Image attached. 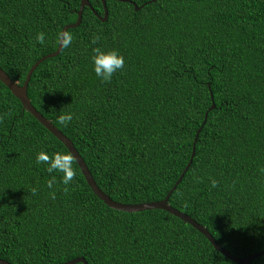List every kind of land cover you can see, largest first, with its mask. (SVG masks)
<instances>
[{
  "label": "trees",
  "instance_id": "1",
  "mask_svg": "<svg viewBox=\"0 0 264 264\" xmlns=\"http://www.w3.org/2000/svg\"><path fill=\"white\" fill-rule=\"evenodd\" d=\"M87 1L103 15L101 0ZM129 1L143 7L106 0V22L83 9L79 26L67 30L72 45L33 71L31 105L72 142L105 195L135 205L167 196L213 102L168 204L234 257L264 251V0ZM80 2L0 0V68L12 81L21 86L32 65L57 50ZM94 47L125 57L110 82L92 71ZM64 112L73 114L67 126L58 121ZM40 151L68 150L0 82L1 260L235 264L166 211L110 209L77 164L67 191L59 175L48 189L50 174L35 163ZM249 264H264V256Z\"/></svg>",
  "mask_w": 264,
  "mask_h": 264
},
{
  "label": "water",
  "instance_id": "2",
  "mask_svg": "<svg viewBox=\"0 0 264 264\" xmlns=\"http://www.w3.org/2000/svg\"><path fill=\"white\" fill-rule=\"evenodd\" d=\"M113 1H121V2H125V3H130L133 5L135 11H138L143 7V5L140 7H137L135 3H133L129 0H113ZM101 3H102V8H103V15L99 16L94 11V9L91 7V5L89 4V2L87 0H81L79 10L77 11L76 22L73 24H70V25H66L65 27H63L62 31H67L68 29H73V28H76L77 26H79V24L81 23V19H82V12H83V9L85 7L89 8L90 11H92V13L101 22H106L107 18H108V12H107V8H106V0H101ZM61 50H62V48L60 47L59 42H58V47H57V50L55 52L50 53V54L42 57L41 59H39L37 62H35L32 65V67L29 69V71L26 75L24 83L21 86L18 85L16 82L12 81L1 68H0V82L4 86L7 87V89L13 94V96L15 98H17L20 101L23 109L26 112H28L32 117H34V119H36L49 133H51L56 139H58L67 148L68 151L72 152V154L76 157L77 166L79 167L87 185L89 186V188L91 189L93 194L99 200H101L107 207H109L110 209L116 210V211L127 212V213H137V212H142V211H147V210H163V211H166L169 214L179 218L184 223L193 227L196 231H198L200 234H202L208 240V242L212 245V247L214 248V250L216 252L222 254L224 257H226L228 260L232 261L235 264H249L253 260H255L256 258L264 256V251H262V252H258V253H255L253 255H250L248 257H245V258L234 257L232 254H230L228 251H226L220 245H218V243L214 240V238L210 235V233L207 231L206 228H204L203 226H201L200 224L195 222L190 216L172 208L168 204V199H169L170 195L176 189L177 185L180 183L184 174L187 172V170L189 169V167L192 163L193 157L195 155V145L197 142L198 135L201 131V128L205 124V121L207 119V113L215 108L214 103L211 102V107L205 113L203 123H202L201 127L196 132V135H195V138L193 141V145H192L191 157L189 159L188 164L186 165L185 169L183 170V172L179 176L178 180L176 181V183L173 185V187L171 188V190L168 192L167 196L163 200L157 201V202H151V203L135 204V205H126V204L114 202L113 200H111L107 195H105L97 187V185L94 182V179L92 178L87 166L85 165L84 161L80 157L79 153L74 148L72 142L66 136H64L59 130H57V128L54 127L50 121L45 119L31 105L30 100L28 99L27 87H28V83H29V80L31 78L33 71L44 60L57 56L61 52ZM211 100H212V96H211ZM77 263L88 264L85 261V259H83L82 257L70 260V261L65 262L63 264H77ZM0 264H10V263L0 259Z\"/></svg>",
  "mask_w": 264,
  "mask_h": 264
},
{
  "label": "clouds",
  "instance_id": "3",
  "mask_svg": "<svg viewBox=\"0 0 264 264\" xmlns=\"http://www.w3.org/2000/svg\"><path fill=\"white\" fill-rule=\"evenodd\" d=\"M36 43L43 45L45 43V33L38 32L36 34ZM73 35L67 31H62L57 34V40L62 49H67L73 43ZM101 37L94 35L92 43L96 44ZM90 56L92 71L95 76L100 79L102 83L110 82L114 74L121 72L125 68V57L117 50H103L101 47L92 48ZM73 120L71 112H64L58 116V121L61 125L67 126ZM35 163L43 165L45 171L50 174V179L46 183L48 189H53L57 183V175H59V183L65 185L64 191L76 176L75 165L77 164L76 157L70 151H56L49 155L46 151H40L36 154ZM199 179V178H197ZM218 181L210 179V186L217 187ZM33 193L37 191L36 188L32 189ZM0 194V196H2ZM49 196L55 199V191H50Z\"/></svg>",
  "mask_w": 264,
  "mask_h": 264
}]
</instances>
